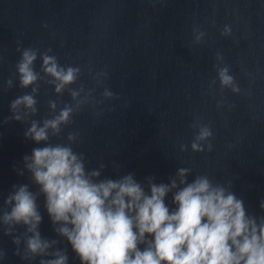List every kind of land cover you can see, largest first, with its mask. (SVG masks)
Returning <instances> with one entry per match:
<instances>
[{"label": "clouds", "instance_id": "1", "mask_svg": "<svg viewBox=\"0 0 264 264\" xmlns=\"http://www.w3.org/2000/svg\"><path fill=\"white\" fill-rule=\"evenodd\" d=\"M230 32L226 25L221 35ZM204 35L199 31L196 42ZM17 51L21 52L16 64L19 86L33 87L31 93L11 101L12 115L5 123L23 120L21 106L25 116L37 112L34 94L39 90L41 72L52 78L47 82L55 85L56 93L76 84L81 75L80 67L62 66L55 55L49 54L50 48L43 52L32 47ZM38 57L42 60L40 71L34 68ZM216 59L222 61L223 56L217 53ZM214 67L222 88L231 86L233 91H239L228 66ZM6 85L12 87L13 79L9 78ZM82 91V85L70 88V96L77 100L75 106L65 104L51 119H44L43 126L32 120L24 133L25 139L43 142L44 146L33 148L31 155L23 157L24 168L38 191H31L29 184H14L0 210V225L17 246L15 255L22 260L51 256L40 259L39 264H68L65 250L49 252L58 241L43 238L39 231L42 215L37 200L43 195L44 207L53 225H58L54 231L66 238L80 264H264V216L247 214L244 201L230 190V184L226 187L213 183L206 175H197L189 183V168L177 169L176 177L168 184L155 183V177H148L147 188L131 172L118 179H101L105 165L87 170L83 153L73 150L78 133H69L66 144L51 143L53 137L60 136L61 125L72 124L80 106L89 102L91 92L85 99H77ZM102 95L115 96L107 88ZM49 105L57 107L55 101H49ZM212 137L211 127L199 124L190 145L192 152L205 151L202 141H209L207 151L211 152ZM180 149L187 151L188 145L181 144ZM14 170L24 175L15 167ZM169 193L175 205L171 209L165 202ZM260 207L264 210V201ZM17 226H25L31 234L25 240L23 255L19 248L21 237L13 235ZM5 255L0 251V259Z\"/></svg>", "mask_w": 264, "mask_h": 264}]
</instances>
